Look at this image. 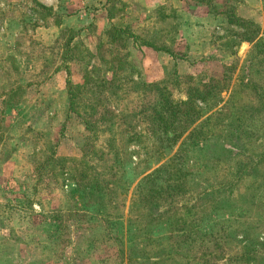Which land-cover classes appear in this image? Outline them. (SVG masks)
<instances>
[{"label":"rangeland","instance_id":"374dc122","mask_svg":"<svg viewBox=\"0 0 264 264\" xmlns=\"http://www.w3.org/2000/svg\"><path fill=\"white\" fill-rule=\"evenodd\" d=\"M254 37L264 0H0V264H264Z\"/></svg>","mask_w":264,"mask_h":264},{"label":"trees","instance_id":"16d2710c","mask_svg":"<svg viewBox=\"0 0 264 264\" xmlns=\"http://www.w3.org/2000/svg\"><path fill=\"white\" fill-rule=\"evenodd\" d=\"M257 40L258 39L256 37L248 40L249 43L254 44V49H258V48H261V47L264 46V42H262L261 40H259V41H257ZM207 89H208L207 86H205L203 88L194 86L192 90L190 89L189 95L187 96L186 101H183V102L171 101L168 98L165 101L162 100V103H161L162 106L159 108L160 110L156 112V118L155 119H158L160 121L161 126L163 125V128H164L163 132H162L163 135L167 136V134H168V129L170 127L169 122H170V124L171 123L174 124L176 120L178 121L180 116L185 117L187 119V121L192 119L193 122L196 120V118L197 119L200 118L199 114H201V113H199L197 102L199 100L200 101L202 100L203 102L205 100H207V97H209ZM183 108H187L189 113H186V111H185V113H182L181 109H183ZM167 113L169 115H172L175 118V120L174 121H169L168 119H166L165 118L166 117L165 114H167ZM195 131H196V128L192 130L191 134H193ZM175 134H177V133H175ZM175 134H174V136L177 137V135H175ZM172 162L174 163V160ZM173 163L171 165V166H173L171 168V171L174 170L176 175L177 174H181L183 172V169L177 167ZM172 178L173 179H171V180L169 179L168 180V183L171 181V182H173V185L172 184L168 185V188H164L162 186L161 189H166L167 191H172V189L175 190V191H176V189L177 190H182L183 185L180 184V179L176 180V183H175L174 182V177H172ZM177 184H179V185L177 186Z\"/></svg>","mask_w":264,"mask_h":264}]
</instances>
